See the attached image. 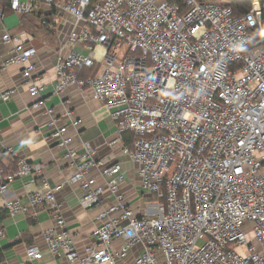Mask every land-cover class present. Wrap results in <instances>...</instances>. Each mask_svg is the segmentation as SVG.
Masks as SVG:
<instances>
[{
	"label": "built area",
	"instance_id": "obj_1",
	"mask_svg": "<svg viewBox=\"0 0 264 264\" xmlns=\"http://www.w3.org/2000/svg\"><path fill=\"white\" fill-rule=\"evenodd\" d=\"M2 1L0 26L6 9L37 16L50 29L60 18L71 22L68 50L55 60L53 94L87 90L110 112L117 131L110 146L121 144V155L137 166L149 202L137 216L121 191L122 165L99 160L88 143L73 148L69 127L77 130L80 121L58 125L38 85L36 49L4 31L0 74L19 67L31 107L44 109L80 206L98 209L93 245L76 248L56 200L63 186L44 176L42 163L18 159L13 171L0 167V212L33 219L45 207L52 225L44 241L65 264H264V4L236 15L202 0L182 7L169 0H5L6 8ZM83 71L92 74L80 78ZM16 180L33 187L24 201L7 197ZM39 253L28 247L18 264Z\"/></svg>",
	"mask_w": 264,
	"mask_h": 264
},
{
	"label": "crops",
	"instance_id": "obj_2",
	"mask_svg": "<svg viewBox=\"0 0 264 264\" xmlns=\"http://www.w3.org/2000/svg\"><path fill=\"white\" fill-rule=\"evenodd\" d=\"M21 18L7 9L4 11L0 26V56L7 51L1 43L4 31L20 36L24 44L36 49L37 55L33 63L36 65V74L40 77L38 85L45 88L42 95L46 106L55 108L58 125L69 126L71 119L79 120L80 126L77 130L69 127L68 133L74 139L73 148L81 150L82 144L88 143L96 150L99 160L119 162L122 165L124 180L121 191L136 215L143 216L149 201L144 198L137 166L121 155V144L110 146L117 139L110 112L95 101L87 90L81 93L75 87H70L61 97L53 94L56 79L54 64L62 47L64 51L68 50L66 37L71 22L63 17L53 29H37V16ZM76 50L81 51V48ZM89 75L88 71L79 73L80 78H87ZM9 91H14L11 98L0 101V165L4 169L8 167L14 170L18 159H24L46 166L44 176L51 183L63 186L56 200L61 206L67 227L74 236L75 246L81 252L93 245L92 232L98 209L86 211L80 206L82 194L78 184L71 181L73 172L66 167L62 152L56 148L50 137L51 131L45 127L48 118L44 116V109L31 107L34 100L30 98L21 70L17 66H11L0 74V94ZM67 112L71 113L70 117L66 116ZM8 148L14 151L15 156L7 153ZM93 175L97 176V172ZM25 181L16 180L8 189L7 197L24 201L26 194L33 189L31 186L25 187ZM51 225L52 218L45 207L37 208L33 219L23 215L10 218L5 212L0 213V226L4 231V237L0 238L3 264H18L23 261L26 249L30 246L37 247L40 252L39 258L31 264H65L63 260L50 255L44 241V232Z\"/></svg>",
	"mask_w": 264,
	"mask_h": 264
},
{
	"label": "trees",
	"instance_id": "obj_3",
	"mask_svg": "<svg viewBox=\"0 0 264 264\" xmlns=\"http://www.w3.org/2000/svg\"><path fill=\"white\" fill-rule=\"evenodd\" d=\"M60 1H62V0H54V2H60ZM169 1L171 3H177L180 7H182L183 2H184V0H169ZM217 1H222L223 3H225L223 5L231 7L236 15H241V14H245V13L250 11L252 0H202V2H206V3H218ZM2 4H3L4 8L7 7V3L5 1H2ZM220 4H222V3H220ZM21 17H22L21 19H23L26 16H21ZM36 28L41 29L42 26L39 24L38 26H36ZM261 42H262L261 39H257L255 44L257 45V44H260ZM88 73L90 75L92 74L91 71H88ZM134 139H135V137L133 135L128 134L124 138V144L126 146L131 147ZM0 167L4 168L1 165H0ZM5 169H8L7 171H13V170H10L8 167ZM2 212H0V213H2ZM0 264H3V257H2L1 251H0Z\"/></svg>",
	"mask_w": 264,
	"mask_h": 264
},
{
	"label": "rangeland",
	"instance_id": "obj_4",
	"mask_svg": "<svg viewBox=\"0 0 264 264\" xmlns=\"http://www.w3.org/2000/svg\"><path fill=\"white\" fill-rule=\"evenodd\" d=\"M218 3H222V4H225V3H223L222 1H217ZM261 3H262V5L264 4V2H262L261 0H252L251 1V8L253 9V11H255V12H257V11H260V10H262V8H261ZM263 8H264V6H263ZM125 50H126V48L125 47H123L122 49H121V51H119L118 50V54H123L124 52H125ZM121 52V53H120ZM113 54H114V52H112Z\"/></svg>",
	"mask_w": 264,
	"mask_h": 264
}]
</instances>
